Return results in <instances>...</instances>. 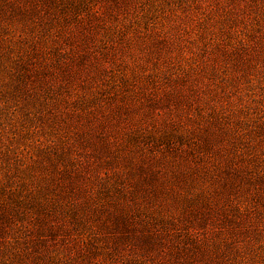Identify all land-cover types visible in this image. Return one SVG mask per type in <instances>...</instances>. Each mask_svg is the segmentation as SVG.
Masks as SVG:
<instances>
[{"label": "rangeland", "instance_id": "1", "mask_svg": "<svg viewBox=\"0 0 264 264\" xmlns=\"http://www.w3.org/2000/svg\"><path fill=\"white\" fill-rule=\"evenodd\" d=\"M0 264H264V0H0Z\"/></svg>", "mask_w": 264, "mask_h": 264}]
</instances>
